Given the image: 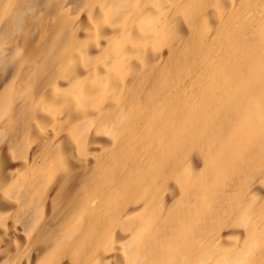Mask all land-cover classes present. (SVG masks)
<instances>
[{
  "label": "bare ground",
  "instance_id": "bare-ground-1",
  "mask_svg": "<svg viewBox=\"0 0 264 264\" xmlns=\"http://www.w3.org/2000/svg\"><path fill=\"white\" fill-rule=\"evenodd\" d=\"M0 264H264V0H0Z\"/></svg>",
  "mask_w": 264,
  "mask_h": 264
}]
</instances>
